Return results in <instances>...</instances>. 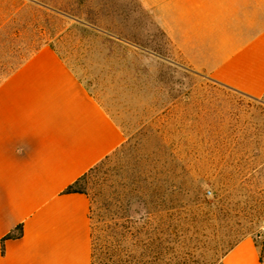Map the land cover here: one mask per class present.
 Returning a JSON list of instances; mask_svg holds the SVG:
<instances>
[{"label": "rangeland", "instance_id": "obj_1", "mask_svg": "<svg viewBox=\"0 0 264 264\" xmlns=\"http://www.w3.org/2000/svg\"><path fill=\"white\" fill-rule=\"evenodd\" d=\"M43 44L66 58L124 132L123 145L104 160L110 184L140 173L169 185L184 166L188 184L208 200L246 201L233 220L187 217L182 236L169 245L171 264H221L239 236L233 221L262 213L264 96L247 97L192 69L137 0H0V75ZM85 188L94 208L100 185ZM246 235L264 254L262 219Z\"/></svg>", "mask_w": 264, "mask_h": 264}, {"label": "crops", "instance_id": "obj_2", "mask_svg": "<svg viewBox=\"0 0 264 264\" xmlns=\"http://www.w3.org/2000/svg\"><path fill=\"white\" fill-rule=\"evenodd\" d=\"M137 2L192 69L247 97L264 96V0ZM125 139L118 122L50 45L4 71L0 239L19 223L22 234L0 242V264H90V199L62 191ZM261 250L246 235L220 262L264 264Z\"/></svg>", "mask_w": 264, "mask_h": 264}, {"label": "trees", "instance_id": "obj_3", "mask_svg": "<svg viewBox=\"0 0 264 264\" xmlns=\"http://www.w3.org/2000/svg\"><path fill=\"white\" fill-rule=\"evenodd\" d=\"M37 48L30 46L4 71L15 69ZM108 156L62 191L88 196L85 188L88 183L98 182L100 185L94 208L90 205V220L93 214L96 218L94 224L91 221L90 264H171L169 245L182 236L179 233L183 232L187 217L198 221L201 217L233 220L232 217H237L242 211L237 207L246 203L245 200L226 202L218 195L208 200L200 186L188 184L191 176L184 166L174 175L177 183L161 184L138 173L130 182L112 185L108 182V165L104 161ZM263 211L264 203L262 213L256 219L245 217L242 218L244 223L240 219L233 221L240 225V232L228 250L248 233L250 225L262 219ZM21 234L22 224L19 223L1 237V245L5 239L17 238ZM263 259L262 249L260 260Z\"/></svg>", "mask_w": 264, "mask_h": 264}]
</instances>
